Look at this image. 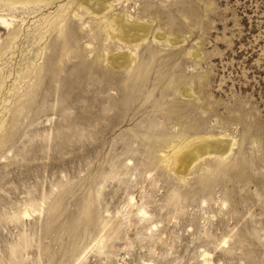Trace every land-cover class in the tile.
<instances>
[{"label":"rangeland","instance_id":"obj_1","mask_svg":"<svg viewBox=\"0 0 264 264\" xmlns=\"http://www.w3.org/2000/svg\"><path fill=\"white\" fill-rule=\"evenodd\" d=\"M29 5L6 51L0 25V264H264V0Z\"/></svg>","mask_w":264,"mask_h":264},{"label":"bare ground","instance_id":"obj_2","mask_svg":"<svg viewBox=\"0 0 264 264\" xmlns=\"http://www.w3.org/2000/svg\"><path fill=\"white\" fill-rule=\"evenodd\" d=\"M43 1H45V0H0V25H2L3 27H5L6 29H9V27L12 26V24H14V18H15V16H13L11 14V12H13L14 10L15 11L18 10V8L28 7V5L30 3L36 4L38 6ZM75 2H72L71 5H68L66 8H62L61 9V11L63 13L61 15H58L57 18H56V20H55V22L50 26L52 28V30H54V27L55 26H57V27L60 26V24L65 21V19H66V17L68 15H73L74 17H78V19H81L82 16L84 15V12H87L88 10H90L87 7L88 5L85 6L82 3H80V1H75ZM96 3H97V5L99 4V2H96ZM96 3H94V5ZM100 5L101 4H99L98 6H100ZM78 9H80L81 11L79 10L80 11L79 12ZM128 18H131V16H128ZM103 21H104V24L101 27L103 29V35H104V40L105 41H108V40H110L112 38L113 39L114 38L119 39L118 36L120 34H121L120 36H122V32L124 30H125L124 33H126V35H128V34H130L132 32L131 34L133 36L134 34L140 32V31H143L144 32L147 29V26H145V25H140V24L131 23V22H122L121 19H119L116 16L111 17V18L108 17L106 19H105V16H103V17H101L100 22H103ZM116 23H118V26L119 27H118V29L117 28H114L113 29L112 26H115ZM63 27H64V23L60 27H58V31H59L58 37H59V39L61 41L60 43H61V52H62V55L66 57V56H69V54L73 52L72 45L70 44V41H72V40L75 41L77 39V36H76V34L74 33L73 30L65 29L63 31L62 30ZM88 28H89V31L90 32H93V29L91 28L90 25L88 26ZM116 29H117V31H116ZM113 30L115 31V33H113ZM14 34L15 33H13V31H10V29H9L8 36L10 38L8 39V41H6L5 45L3 46V51H6V50H9L10 48H12V46H13L12 40L15 39ZM68 36H70V38ZM94 38H96V36H91L90 37V39H92V40ZM88 40H87V42H91V40L90 41H88ZM151 56L153 57V55H151ZM103 60L104 61L107 60L106 57H104ZM49 72H51V71L49 70ZM31 94L34 95L35 92L32 90L31 91ZM28 101H29V99H28ZM24 102H25V100H24ZM20 104H18V105L20 106ZM179 111L180 110L176 109L173 106H169L166 109L159 110V112H161L162 114H166L165 115V117H167L166 118V121H171L170 124H172L173 126H180L182 124L181 122H182V118L184 117V114H180ZM185 127H187V126H185ZM2 132L5 133L4 130H3L2 122H0V133H2ZM3 140H4V136H0V146L4 143ZM197 147H198V149L195 152H193V154L191 155V158H193V160L202 157L205 153H207L208 155H212L213 154V155H216V157L219 156L221 158L222 155H224L228 151V144H227V142H222V141L200 142ZM180 150H181L180 144H177L176 146H174L172 148H169V153L164 155V159H167L169 157V155H174L175 157H173V158L174 159L176 158V160H177L178 152ZM146 152H147V154H145L146 155V159L150 163H152L153 162V159H154L152 157L153 154H151L150 151L148 152V150ZM228 152H230V151H228ZM183 158L184 159H187V157H182V158H180V161H181V159L183 160ZM181 165H184V163L181 164ZM218 166H219V163H218ZM211 172L212 171L210 170L208 172V175L211 176L212 175ZM205 255H207V254H205Z\"/></svg>","mask_w":264,"mask_h":264}]
</instances>
